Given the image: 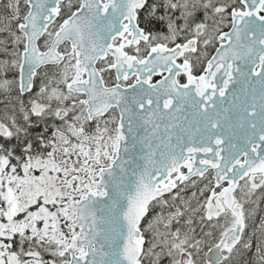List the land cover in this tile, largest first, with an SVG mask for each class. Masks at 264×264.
Here are the masks:
<instances>
[{"label":"snow or ice","instance_id":"obj_1","mask_svg":"<svg viewBox=\"0 0 264 264\" xmlns=\"http://www.w3.org/2000/svg\"><path fill=\"white\" fill-rule=\"evenodd\" d=\"M0 264H264V0H0Z\"/></svg>","mask_w":264,"mask_h":264}]
</instances>
